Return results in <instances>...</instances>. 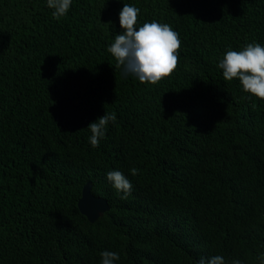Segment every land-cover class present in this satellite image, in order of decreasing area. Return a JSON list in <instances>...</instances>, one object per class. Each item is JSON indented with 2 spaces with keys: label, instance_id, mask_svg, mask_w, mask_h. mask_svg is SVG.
<instances>
[{
  "label": "trees",
  "instance_id": "16d2710c",
  "mask_svg": "<svg viewBox=\"0 0 264 264\" xmlns=\"http://www.w3.org/2000/svg\"><path fill=\"white\" fill-rule=\"evenodd\" d=\"M125 4L179 33V66L140 83L108 52ZM0 0V264H260L264 100L227 81L228 50L264 46V0ZM105 113L99 147L87 127ZM138 169L133 176L131 169ZM133 185L122 199L107 180ZM108 208L89 221L81 185Z\"/></svg>",
  "mask_w": 264,
  "mask_h": 264
},
{
  "label": "clouds",
  "instance_id": "9594fccd",
  "mask_svg": "<svg viewBox=\"0 0 264 264\" xmlns=\"http://www.w3.org/2000/svg\"><path fill=\"white\" fill-rule=\"evenodd\" d=\"M72 4V0H47V6L54 9V18L65 16ZM139 9L125 4L119 13V24L122 34L115 36L114 43L108 52L117 61V67L123 66L125 74H132L140 83L157 84L162 79L171 76L179 66V50L181 41L179 33L168 24L156 21L146 22L137 28ZM218 67L223 70V77L227 81L238 79L245 92L264 100V46L259 43H249L242 50H228ZM116 121V114L105 113L95 122L88 124L92 135L89 142L92 147H99L100 140L105 137L106 126ZM133 176L138 169H131ZM107 180L112 183L117 192H122V199L131 195L133 185L120 171L107 173ZM102 264H114L119 255L112 251L101 253ZM260 264H264V255L259 257ZM197 264H225L222 256L201 258ZM233 264H241L239 260Z\"/></svg>",
  "mask_w": 264,
  "mask_h": 264
},
{
  "label": "water",
  "instance_id": "95a60500",
  "mask_svg": "<svg viewBox=\"0 0 264 264\" xmlns=\"http://www.w3.org/2000/svg\"><path fill=\"white\" fill-rule=\"evenodd\" d=\"M78 210L89 220L93 221L99 214L108 208L103 197L90 192V181L86 180L80 188V195L76 200Z\"/></svg>",
  "mask_w": 264,
  "mask_h": 264
}]
</instances>
